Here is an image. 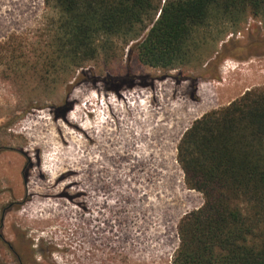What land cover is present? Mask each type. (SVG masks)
<instances>
[{
	"label": "rangeland",
	"instance_id": "rangeland-1",
	"mask_svg": "<svg viewBox=\"0 0 264 264\" xmlns=\"http://www.w3.org/2000/svg\"><path fill=\"white\" fill-rule=\"evenodd\" d=\"M55 16L43 0H0V163L7 169L13 161L11 178L16 182L13 186L0 175V264H170L179 242V219L203 203L202 193L184 184L176 146L182 133L204 113L226 106L248 89L264 88V20L245 14L241 24L221 31L217 37L223 40L208 37L179 68L142 64L137 42L131 41L119 44L117 55L110 60L100 58L87 64L84 74L77 72L65 83L70 74L60 73L45 84L32 70V63L40 62L50 50ZM222 47L226 54L207 71L206 62L217 58ZM213 71L218 78L211 77ZM65 100L70 104L65 115L95 131L97 141L89 148L83 145L78 127L72 130L70 141L64 140L62 129L68 126L54 117L51 108ZM118 156L115 162L112 157ZM79 158L90 159L94 166L85 181L99 177L109 181L114 175L113 187L121 186L130 195L122 201L114 197L115 192L106 197L102 186L96 195L102 202L97 198L91 212L84 211V215L98 216L93 223L117 230L111 241L105 237L97 245L93 239H100L93 230L92 242L87 238L93 223L81 220L75 225L61 221L60 216L46 227L55 235L51 241L26 242L25 235L18 240L16 227L2 233L4 217H11L28 202L15 203L21 198L26 176L30 185L45 187L52 181L46 173L49 164ZM35 170L45 172L36 174ZM30 197L49 196L32 193ZM116 202L122 203L121 210L114 209ZM103 233L108 236L106 229L98 234ZM63 244L65 250L60 249ZM108 244L115 247L105 253Z\"/></svg>",
	"mask_w": 264,
	"mask_h": 264
},
{
	"label": "trees",
	"instance_id": "trees-1",
	"mask_svg": "<svg viewBox=\"0 0 264 264\" xmlns=\"http://www.w3.org/2000/svg\"><path fill=\"white\" fill-rule=\"evenodd\" d=\"M43 1L56 12L50 50L32 63L45 84L69 72L66 83L131 41L142 64L179 68L208 37L223 40L221 31L245 14L264 20V0ZM224 53L222 47L206 62L207 71ZM51 109L63 119L70 104ZM176 161L185 186L201 192L203 203L179 219L170 264H264V88L195 119L178 141Z\"/></svg>",
	"mask_w": 264,
	"mask_h": 264
},
{
	"label": "bare ground",
	"instance_id": "bare-ground-1",
	"mask_svg": "<svg viewBox=\"0 0 264 264\" xmlns=\"http://www.w3.org/2000/svg\"><path fill=\"white\" fill-rule=\"evenodd\" d=\"M62 122H63V124H66L68 126L67 128L63 127V129H62V131L64 132V136L63 137H64L65 141H70V139L73 137L71 135V133L73 132L72 130H76L75 127H78L83 132L82 133V139H83V145L85 147L89 148L90 147V143L92 141H97L96 137H95L96 135L94 136L93 133H92L94 130L89 128V127H83V126L79 125L78 119H76L75 117H71V115L70 116L66 115L62 119ZM68 138H69V140H68ZM45 142L48 144V146L50 145V143L48 141H45ZM34 150L35 149H33V151ZM120 157L121 156H118L117 158L112 157V159H116L115 162H117V159L120 158ZM137 157H140V156H137ZM90 162H91L90 159H89V161H87V159L79 158L77 161H71V162H66V163H64V162H53V163L49 164L48 170H46V173L50 175L52 181H50V183L48 185H46L45 187H43V185H42V186H39L38 188H36V187L30 185L28 183V177L26 176L25 188H23V190L21 191V194H20L21 198L18 199V200H15V203L19 205L20 203L23 202V200H28V202L26 204L24 203L23 204V208L20 211L18 210L15 213H13V215L11 217H4V220H3L2 226H1V229L4 230L2 233H4V234L6 233L7 234L8 230L12 229L13 227H16V230H17V232L19 234H15L14 236H16V238H17L19 236L25 235L23 237H24V240L26 242L27 241L29 242V241L35 240V239L42 240L43 238H49L50 241H51L54 238L55 235H53V233H51L52 231L46 230V227H48L50 225L52 226V224L55 222L57 216L61 217V221H65L66 223L73 222L75 225H79L81 220L86 221V223H88V224L93 223V219L97 218L98 216L93 218V216H91V214L90 215H84V211H90L92 204L94 202H98L99 201L97 198L100 199V201L98 203L102 202V199L100 197H96V195L98 194V190L101 189L102 186L106 187V189H104L105 190L104 193L106 194V197H107V195H110V194H112L114 192H115L114 193V197L115 196L119 197L121 201H122V198H125L126 196L127 197L130 196L129 193L123 191V188L121 186H120L119 189H117V188L115 189L113 187V181L116 182L115 181L116 177L114 175H112L113 180H112V177H111L110 178L111 180H109V181H107V180H105V179H103L101 177H99L96 180L91 178V180L89 182L85 181L87 179V177L89 176L88 174H91V171L94 169V166ZM84 163H86V164H84ZM118 163H115L114 165H116V166L118 165L119 166L120 163L119 164ZM137 164H138V162L136 163L135 167L138 166ZM3 165H2V163H0V175H3L4 177H6L8 179V181L12 182L13 186L16 185L15 179L12 180V178H11V173H13V167H14L13 161L9 162V167L7 169H3ZM11 168H12V170H11ZM43 171L44 170H42V172H41V170H38V171L35 170V173L36 174L37 173L41 174V173H43ZM110 173L112 174L113 172H110ZM117 179L123 180V178L121 176H119V178H117ZM58 182H60V183H58ZM77 184H79V185H77ZM13 189H14V187H13ZM32 193H38V194H42V195H47L49 197L48 198H44V199L42 197H40V198L30 197V194H32ZM84 194L88 195V197L87 198H85V197L82 198L81 195L83 196ZM79 196L81 198H79ZM104 203L105 202H103V204ZM71 206H73V207H71ZM104 206H106V205L104 204ZM121 206H122V203H117L115 205L114 209H116V207H117V209L121 210ZM101 223H102V221H101ZM6 225H8V226H6ZM60 227H62V226H60ZM105 229L107 230L108 236H105V233L98 234V233L103 232ZM91 230H93V232L95 234L97 233L96 238L100 239L97 242L95 241L96 240L95 238L93 239L94 243L97 244V245L100 244L102 239L105 240L106 239L105 237H107V239H109L111 241L112 238L117 234V230H113L112 228L110 229L107 226L106 227L102 226L101 224L96 222V223H93L92 226H89L88 237L87 238L91 242H92V233H93V232H91ZM43 240H45V239H43ZM117 240H119V237L117 238ZM7 242H9V241H7ZM106 242H107V240H106ZM58 243H59V241H58ZM12 244H14V243H12ZM61 244H62V242H61ZM106 245L107 244L105 243L104 248H105ZM17 246H18V244H17ZM73 246H74V244H73ZM51 247H52V245H51ZM51 247L49 248L50 250H51ZM75 247H82V244H80V246L76 245ZM114 247H115V245L112 244V245H109L108 248L103 249V250H104L105 253H109L110 251H113ZM96 248H97V246H96ZM60 249L61 250H63V249L65 250L66 249V245L63 244ZM72 250H73V248H72ZM100 250H102V249H100ZM16 251H19V249L16 250ZM100 252L101 251H99V253ZM48 253H49V251H48ZM58 255H61V254H58ZM64 255H66V253ZM92 255H94V254L92 252H90L89 257H91ZM104 255H106V254H104ZM74 256H75V254H74ZM17 257H18V255H17ZM19 257L21 258V256H19ZM72 257H73V255H72ZM108 257H109V255H108ZM13 258L15 259V257H13ZM32 259H34L33 255H32ZM26 262H29V264H31L30 261H26ZM48 264H50V263H48ZM75 264H76V262H75Z\"/></svg>",
	"mask_w": 264,
	"mask_h": 264
}]
</instances>
